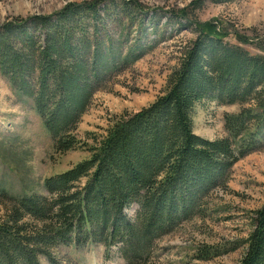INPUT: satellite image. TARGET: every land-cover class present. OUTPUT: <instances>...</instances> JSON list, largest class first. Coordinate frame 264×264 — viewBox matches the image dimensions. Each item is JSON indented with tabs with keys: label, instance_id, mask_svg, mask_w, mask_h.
<instances>
[{
	"label": "trees",
	"instance_id": "trees-1",
	"mask_svg": "<svg viewBox=\"0 0 264 264\" xmlns=\"http://www.w3.org/2000/svg\"><path fill=\"white\" fill-rule=\"evenodd\" d=\"M231 1L195 0L175 13L196 37L165 91L90 136V146L75 131L94 94L155 46L147 12L130 0H86L0 24L1 75L31 101L56 153L86 147L90 154L46 178L45 195L13 200L0 222V264H62L53 249L88 243L116 247L126 264H146L157 240L205 217L234 164L264 150V50L250 54L193 16L206 2ZM204 101L240 107L224 115L220 139L194 133ZM251 221L239 264H264V206Z\"/></svg>",
	"mask_w": 264,
	"mask_h": 264
},
{
	"label": "rangeland",
	"instance_id": "rangeland-1",
	"mask_svg": "<svg viewBox=\"0 0 264 264\" xmlns=\"http://www.w3.org/2000/svg\"><path fill=\"white\" fill-rule=\"evenodd\" d=\"M86 0H0V24L31 15L59 11L69 2ZM195 0H130L151 18L148 39L155 46L128 69L116 74L98 90L82 116L75 135L85 145L90 136L104 134L115 118L138 112L161 95L168 76L196 35L193 27L175 17ZM192 14V10L188 14ZM198 22L213 24L223 39L250 54H263L264 0H232L216 5L206 2L194 11ZM192 16V17H193ZM180 24L185 25L181 27ZM114 29V28H112ZM115 30V29H114ZM238 105L218 106L204 101L194 116V133L214 140L226 135L225 114L237 113ZM87 148L56 153L52 140L32 108L0 73V222L7 218L13 200L25 195H45L44 180L87 159ZM264 206V150L251 153L232 167L228 183L212 193L204 218L196 217L157 240L146 264H239L252 217ZM135 207L127 210L133 216ZM62 264H126L117 248L88 243L84 247L53 249ZM41 263L46 264L43 258Z\"/></svg>",
	"mask_w": 264,
	"mask_h": 264
}]
</instances>
